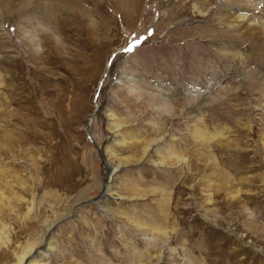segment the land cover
I'll list each match as a JSON object with an SVG mask.
<instances>
[{
	"label": "rangeland",
	"instance_id": "1",
	"mask_svg": "<svg viewBox=\"0 0 264 264\" xmlns=\"http://www.w3.org/2000/svg\"><path fill=\"white\" fill-rule=\"evenodd\" d=\"M226 1L0 0V264H264V30Z\"/></svg>",
	"mask_w": 264,
	"mask_h": 264
},
{
	"label": "bare ground",
	"instance_id": "2",
	"mask_svg": "<svg viewBox=\"0 0 264 264\" xmlns=\"http://www.w3.org/2000/svg\"><path fill=\"white\" fill-rule=\"evenodd\" d=\"M227 1L229 2V0ZM262 4L264 5V0H238L234 6L228 5L226 9L224 8L225 11L222 13V16L227 25L244 30V33L262 32V30H264V16L254 10V8H258ZM199 8L198 5H194V9L203 14V11ZM212 28L213 24L211 23L209 29ZM111 176L112 173L110 174L109 179ZM163 234L166 235L165 232H163ZM34 262L36 263V261L32 260L30 264H35Z\"/></svg>",
	"mask_w": 264,
	"mask_h": 264
}]
</instances>
